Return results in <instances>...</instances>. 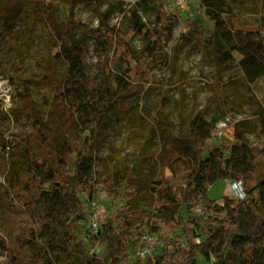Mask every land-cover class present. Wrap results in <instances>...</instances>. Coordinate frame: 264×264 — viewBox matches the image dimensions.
<instances>
[{"label": "trees", "instance_id": "trees-1", "mask_svg": "<svg viewBox=\"0 0 264 264\" xmlns=\"http://www.w3.org/2000/svg\"><path fill=\"white\" fill-rule=\"evenodd\" d=\"M24 1L0 0V30ZM86 1L93 4L96 0ZM158 1V6L144 10L156 13V30L168 37L179 15L167 13L162 0ZM249 1L257 10L264 8V0ZM101 2L94 5L98 11ZM205 5L209 7L204 14L214 22L212 33L206 36L201 22L188 19L183 39L203 40L219 64L234 61L233 52L237 51L242 55L239 64L246 79L263 78L264 24L234 29L224 0H205ZM42 6V16L62 40L79 27L83 39L95 41L105 85L98 88L79 77L84 43L76 44L60 77L56 67L43 66L42 80L53 91V100L46 122L34 116L29 139L42 164L31 161L14 170L7 181L0 180V264H56L51 259L54 250L77 254L72 264H198L199 255L210 264H264V145H252L242 137L240 143L211 147L213 128L201 110L179 128L164 107L150 105L142 93L143 85L151 82L150 70L163 66L162 59L145 57L146 69H136L140 82L135 84L127 74L109 68V63H116L115 42L121 43L127 30L107 25L92 30L70 21L66 30L59 31L49 20V4ZM261 18L264 20V15ZM130 20V32L141 33L145 24L136 10ZM128 94L141 97L144 116L163 127L155 134L160 148L157 177L147 179L132 172L122 177L126 184L122 187V179H94L96 154L90 136L115 101ZM255 119L259 133L264 134V109ZM217 181L240 182L244 197L225 194L221 202L211 198L209 189ZM101 192L111 196L124 192L127 198L125 210L118 215L116 236L99 230L101 227L97 232L86 229L87 205ZM196 205L202 206L201 214L194 210ZM114 222L109 218L102 226L106 229ZM46 232L52 234L51 243L43 240ZM147 235H155L164 246L159 254L136 260L133 254ZM90 246H105V255L92 252Z\"/></svg>", "mask_w": 264, "mask_h": 264}, {"label": "rangeland", "instance_id": "rangeland-1", "mask_svg": "<svg viewBox=\"0 0 264 264\" xmlns=\"http://www.w3.org/2000/svg\"><path fill=\"white\" fill-rule=\"evenodd\" d=\"M204 1L188 0L182 7L176 0H162L167 13L179 15L168 37L156 30V13L144 10L149 5L158 6V0H103L100 11L94 6L98 0L93 4L86 0L20 2L6 28L0 30V180L7 181L14 170L28 166L31 161L35 165L42 164L37 149L29 139L34 116L46 122L53 100V91L42 80L44 65L56 67V75L60 77L67 70L76 44L84 43L78 75L95 87L103 88L105 85L95 41L83 39L79 27H74L66 40L55 35L42 16L43 3L49 4V20L59 31L66 30L70 21L84 24L92 30H103L105 25L127 30L124 40L115 42L118 49L113 54L116 63H109V68L122 75L127 74L135 84L140 82L136 69L140 66L146 69L145 57L162 59L164 65L150 70L151 82L143 85L142 93L150 105L164 107L165 114L179 128H184L201 110L213 128V137L209 140L211 147L220 143H240L242 137L252 145L263 146L264 134L259 133L255 117L260 109H264V77L248 81L239 64L242 55L237 51L233 52L234 61L219 64L203 40H186L181 36L186 31L188 19L201 22L206 27V36L212 33L214 22L204 14L209 7L204 6ZM224 2L234 29L248 30L264 24L261 18L264 8L257 10L249 0ZM133 10L138 12L145 24L143 31L137 35L130 32ZM106 12L109 13L107 17L103 16ZM143 110L141 97L125 95L115 101L91 134L96 154L95 180H120L132 172L147 179L157 177L159 165L156 154L160 148L155 134L163 126L148 120ZM238 134L241 138H237ZM121 182L125 187V181L122 179ZM234 190V181H217L210 187L209 196L221 202L225 194L236 196ZM96 199L106 207L99 230L116 236L119 231L118 215L126 208L124 192L119 196L101 192ZM90 210L88 203V213ZM194 210L200 214L203 212L201 205H196ZM109 218L115 222L105 229L102 223ZM86 229H90L89 223ZM43 236L44 241L52 242L51 233L46 232ZM149 237L154 239L149 240ZM163 246L164 243L155 235H147L137 248L145 251L146 257L141 259L136 249L133 258L145 261L159 254ZM90 249L102 257L105 255V246H90ZM77 256L54 250L51 259L56 264H72ZM0 259H3V243H0ZM198 264L210 262L199 255Z\"/></svg>", "mask_w": 264, "mask_h": 264}, {"label": "built area", "instance_id": "built-area-1", "mask_svg": "<svg viewBox=\"0 0 264 264\" xmlns=\"http://www.w3.org/2000/svg\"><path fill=\"white\" fill-rule=\"evenodd\" d=\"M177 4L185 7V5L187 4L188 0H176ZM235 194L236 197L238 198H243L244 197V193L242 190V186L240 182H235ZM91 210L89 212V226L90 229L92 230V232H97V230L100 227L101 224V220L102 218L105 216L106 214V207L103 203H101L100 201H98L97 199H94L91 203ZM154 238L149 237V240H153ZM137 253L139 254L141 259H144L146 257V252L145 251H141L140 249H137Z\"/></svg>", "mask_w": 264, "mask_h": 264}]
</instances>
